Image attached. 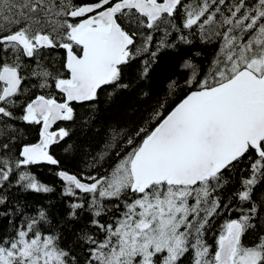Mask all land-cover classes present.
Instances as JSON below:
<instances>
[{"label":"snow or ice","instance_id":"obj_1","mask_svg":"<svg viewBox=\"0 0 264 264\" xmlns=\"http://www.w3.org/2000/svg\"><path fill=\"white\" fill-rule=\"evenodd\" d=\"M194 40L215 52L180 65L169 95L186 92L167 114L165 98L143 126L111 129L89 171L56 172L66 219L90 217L70 242L48 208L10 201L54 191L30 168L59 166L50 148L77 106L89 124L101 94L134 87L132 61ZM19 122L36 142L18 144ZM262 186L264 0H0V264H264Z\"/></svg>","mask_w":264,"mask_h":264},{"label":"trees","instance_id":"obj_2","mask_svg":"<svg viewBox=\"0 0 264 264\" xmlns=\"http://www.w3.org/2000/svg\"><path fill=\"white\" fill-rule=\"evenodd\" d=\"M157 39H159V33L154 34L152 51L155 50ZM169 39L174 41L176 39L175 34ZM215 48V45H206L199 40H194L192 45L178 43L176 48L161 50L154 63H151V58L148 54L137 57L131 62L130 67L125 72V80L133 82L134 87L120 91L110 102H105V95L101 94L98 110L89 124L83 123L87 116L92 115V113L87 111L86 106H77V117L74 123H60L59 126L70 129V135L50 148L54 157L60 161L59 166H52L46 163L31 166L30 170L32 173L39 180L53 187L54 191L37 194L25 193L18 188H12L7 192L10 201L18 200L24 204L32 205L33 208L37 205H43L48 208L53 224L62 228L69 237L70 242L72 234L84 228L90 217L87 213H83L77 221H68L66 219L68 200L61 196L62 181L56 176V172L61 169L71 173L89 171V163L108 138L111 129L130 131L143 126L144 121L149 118L150 114L165 98L168 101L165 109V114H167V111L174 106L173 102H178L186 92L184 88H177L169 95L170 81L177 80L178 83L182 84L188 75L186 71H181L180 65L189 58L194 63L204 64L212 58ZM194 52H200L201 55L199 57L193 56ZM52 55L56 56V53L54 52ZM145 59L150 61L151 68L146 78L139 79L138 74L142 71V62ZM52 70L55 71V68L53 67ZM16 126L21 130V140L18 144L36 142L38 140L37 129L39 126L27 125L23 122L17 123ZM69 145H72V148L65 151ZM117 150H119V144ZM109 163L111 161H106L104 167H108ZM257 191H264V186L259 187ZM235 215L236 213H232L233 217ZM214 223L218 227L219 224L223 223V219H218ZM7 227V220H0V231ZM212 242L213 238L209 234V243ZM80 251L77 248V252L79 253ZM183 264H187V259H185Z\"/></svg>","mask_w":264,"mask_h":264},{"label":"water","instance_id":"obj_3","mask_svg":"<svg viewBox=\"0 0 264 264\" xmlns=\"http://www.w3.org/2000/svg\"><path fill=\"white\" fill-rule=\"evenodd\" d=\"M55 127V126H54ZM47 164V163H46ZM50 165V164H49ZM52 166H56V165H52Z\"/></svg>","mask_w":264,"mask_h":264}]
</instances>
